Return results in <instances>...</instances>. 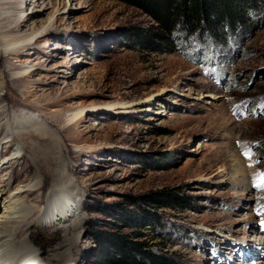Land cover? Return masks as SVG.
<instances>
[{"label":"rangeland","instance_id":"374dc122","mask_svg":"<svg viewBox=\"0 0 264 264\" xmlns=\"http://www.w3.org/2000/svg\"><path fill=\"white\" fill-rule=\"evenodd\" d=\"M246 3L233 31L211 15L213 39L122 0H0V216L13 196L30 212L15 252L264 264V0Z\"/></svg>","mask_w":264,"mask_h":264},{"label":"trees","instance_id":"16d2710c","mask_svg":"<svg viewBox=\"0 0 264 264\" xmlns=\"http://www.w3.org/2000/svg\"><path fill=\"white\" fill-rule=\"evenodd\" d=\"M134 7L142 9L151 16L155 22L158 24L159 29L162 32H165L167 35L173 34L178 24H182L188 31L199 30L202 28L203 33L205 34V30H208L207 36L213 39H216L214 32H211L210 27L213 24L221 25V23H225L231 28H236L242 26L245 21V17L242 14V8L245 7L246 0H122ZM254 0H249V2L253 3ZM211 15L215 18L217 17V21L214 23H210ZM210 23V25H209ZM205 29V30H204ZM201 30V29H200ZM200 35V34H199ZM157 36V35H156ZM161 35L159 34V37ZM144 38V37H142ZM161 38V37H160ZM162 197L158 198L155 196H150V201L154 204H159V208H167L173 205H177L178 207L186 210L191 207V203H189L188 197H180L178 194H174L173 192H162ZM101 237L98 238V246L102 251H106L107 249L113 248L112 246H108L110 242H115V236L109 235L107 233H102ZM141 236V235H140ZM127 246L124 248L125 251L130 248L133 249L137 247L138 253L142 255L144 253V246L140 243H130L126 241ZM125 241L123 244H126ZM111 250V249H110ZM120 257H114L115 255L109 256L108 260L105 257V262L108 264H139L135 258H131L126 260L124 258V252H121ZM147 260L151 264H179L175 259L168 257H159L153 256L151 254H147ZM128 262V263H127Z\"/></svg>","mask_w":264,"mask_h":264},{"label":"bare ground","instance_id":"6f19581e","mask_svg":"<svg viewBox=\"0 0 264 264\" xmlns=\"http://www.w3.org/2000/svg\"><path fill=\"white\" fill-rule=\"evenodd\" d=\"M20 28V25L14 30L17 32ZM16 45V43H15ZM13 46L11 48V55L20 54V52L25 49V45L19 47ZM22 53V52H21ZM26 73H29L28 70L24 72H19L14 75H18L17 79H22ZM24 79V78H23ZM125 104H116L111 109L113 110H129ZM20 149H16V153L13 155H20ZM69 203L68 196H64ZM70 206V205H68ZM4 212L0 216V264H41L37 262V259L31 258V253H17L14 251V242L13 238L17 235L18 231L22 228L23 222L26 221L27 216L30 214L29 209L20 202L16 196L8 202L4 207ZM71 213V206L68 209H64L61 212V216H66V213Z\"/></svg>","mask_w":264,"mask_h":264},{"label":"snow or ice","instance_id":"6c2138e0","mask_svg":"<svg viewBox=\"0 0 264 264\" xmlns=\"http://www.w3.org/2000/svg\"><path fill=\"white\" fill-rule=\"evenodd\" d=\"M257 187L261 190H264V183H261L259 185H257ZM259 215H264V210H262L260 213H258Z\"/></svg>","mask_w":264,"mask_h":264}]
</instances>
